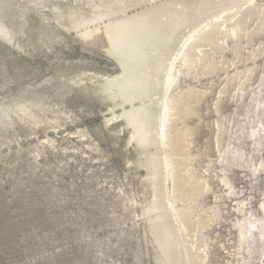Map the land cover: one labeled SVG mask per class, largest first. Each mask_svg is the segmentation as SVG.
<instances>
[{"label":"rangeland","instance_id":"obj_1","mask_svg":"<svg viewBox=\"0 0 264 264\" xmlns=\"http://www.w3.org/2000/svg\"><path fill=\"white\" fill-rule=\"evenodd\" d=\"M2 1L7 4L0 8V23L11 25L5 28L20 47L1 27L0 34L19 49L0 38V107L29 104L37 111L59 91L65 103L57 108L62 116L57 123L28 128L0 121L7 128L6 138L0 137V264H152L142 211L152 192L142 181L144 171L127 164L138 152L126 142L128 131L120 122L101 124L109 114L105 103L92 94L80 98L73 90L74 80L83 82L76 74L116 71L97 49L106 51L102 26L113 16L97 20L91 14V23L59 27L54 19L65 9L55 5L82 6L88 15L91 3L102 0ZM188 1L138 0L129 11L156 3L182 10ZM210 1L213 7L205 5L203 13L216 14L221 31L251 11L242 25L244 35L223 34L219 50L203 41L196 44V64L183 61L189 40L173 54L166 96L174 103L187 92L189 115L176 119L175 127L187 130L189 142L185 153L173 155L166 142L172 126L163 124L167 208L181 232L184 218L198 223L200 264H264V137L258 146L250 135L264 133V0ZM63 27L81 39L80 32L88 28L86 43ZM176 157L188 158L183 174L202 182L185 198L172 193L171 161Z\"/></svg>","mask_w":264,"mask_h":264},{"label":"bare ground","instance_id":"obj_2","mask_svg":"<svg viewBox=\"0 0 264 264\" xmlns=\"http://www.w3.org/2000/svg\"><path fill=\"white\" fill-rule=\"evenodd\" d=\"M137 1L102 0L95 4L91 3L90 10H87L89 11L88 15L82 13V6L79 10H74L64 3L65 6L55 5L56 10L65 9L61 10L62 14L60 17L58 16V19H60H55L62 26L65 25L64 27L69 28L86 22L91 23L94 18L101 20L113 16L111 21L108 20V23L103 24L102 29L106 40L105 53L114 59L118 69H115L116 71L111 72V74H101L96 77L87 73L76 74L75 76H78L83 82L80 84L74 80L72 82L73 90L82 95V97L79 96L80 98L85 97L87 99L89 94H92L97 100L105 103V108L109 111V114L103 118L101 124L107 126L115 121L120 122L122 127H125L128 131L126 142H132L133 148L138 152L136 159L130 160L131 158H128L127 164L131 166L130 169L142 168L144 170L142 181L145 182L147 189L151 190L150 193L152 192L148 201L142 207V211L143 214L147 215V233L145 234L148 240L150 241L151 238L153 242L155 264H200L202 253L195 234L198 223L190 222L188 218H184L186 228L181 232L175 216L167 208L169 201L164 189L166 165L164 159H162L163 145L161 141L163 143V140L160 139L162 138L161 129L163 124L167 122L172 126L166 135V142L168 150L173 155L177 156L185 153L189 142L187 130L175 127L176 119L185 120L189 115L188 94L187 92L181 94L179 100H174V103L170 100L167 101V73L172 67L176 47L185 44L186 40H189V42L185 44L183 61L187 65H194L196 64L194 57L196 44L203 41V43L219 50L221 47L220 38L223 34L229 36L244 35L242 25L251 10L247 11L245 16L238 20V25H234L226 31H221L218 21L215 20L216 14L209 15V10L203 13L207 9L205 5L209 7L213 5L211 1L208 2L209 0L199 2L189 0L186 8H181L182 10H175L172 3H156L157 5H149V7L144 8L139 4L142 9L138 8L134 12L129 11L132 6L138 4ZM28 2L37 3L43 2V0H29ZM5 4L7 2L3 3L2 1L0 8H3ZM65 7H67V10ZM128 11L131 13H128ZM5 13L7 14V12ZM91 14L95 17L91 18ZM262 17H264V9ZM202 18H207V21L201 23ZM6 23L8 22H5V26L8 27ZM193 25L196 26V30L192 34L193 30L190 33L188 29L194 27ZM5 26L2 22L0 23V29L2 27L11 35V30H8L11 25L8 29ZM89 33L88 28H84L80 32V36L86 40ZM9 37H12V41L0 34V38L6 43L15 48L20 47L17 43L18 40H15L13 35ZM9 40L11 43H15L17 47L11 44ZM253 66L255 67V65ZM249 71L252 72L251 68ZM240 85H243V81ZM59 92L60 94H53V98H50L51 100L47 105H41L44 108L38 106L37 111L32 112V109H29L32 106L30 107L29 104H15L9 109L0 107V118L2 117L0 121L9 119L11 122H18L28 128L38 122L57 123L62 118L61 115L56 113L59 110L57 108L65 103V94ZM193 94L198 95L199 93L194 92ZM115 109H118V111H114ZM29 110L30 112H28ZM9 112L12 113L8 114ZM36 112H42V114ZM47 112H50V115H47L49 118L45 116ZM14 115L16 118H12ZM261 121H264V119ZM262 125L264 126V124ZM6 129V127L0 125L1 139L6 138ZM252 133L254 134L250 133V135L254 136L252 139L254 143L258 146L261 145L264 133L260 134L257 131ZM120 152L122 151L120 150ZM35 154L38 155L39 153L36 152ZM188 162V158L178 159L177 157L171 161L173 167L172 193L174 197L185 198L202 188L200 179H190L183 174ZM174 197L172 196L173 200Z\"/></svg>","mask_w":264,"mask_h":264},{"label":"water","instance_id":"obj_3","mask_svg":"<svg viewBox=\"0 0 264 264\" xmlns=\"http://www.w3.org/2000/svg\"><path fill=\"white\" fill-rule=\"evenodd\" d=\"M55 22L58 24L59 27H62L61 23L58 22L56 19H55ZM63 28H64V27H63ZM64 30L67 31V32H71V33L74 35V37H75L77 40L81 41L82 43H84V44L86 43L83 39H81L80 37H78V35L76 34V32H74L73 30H68V29H65V28H64ZM97 49H98V51H99L102 55H104L106 58H108L109 60H111V62L114 64V68H115V69H118V65L116 64V62L114 61V59H113L111 56H109L107 53H105L104 51H102L99 47H98ZM181 74H183V75H185V76H188V75L186 74L185 70H182V71H181ZM181 74H180V77H181ZM96 101H97V100H96ZM99 105H101V103H99ZM101 106H102V105H101ZM131 151L134 152V150H131ZM139 170L144 171L142 168H139ZM150 252H151V251H150ZM150 254H151L152 264H155V256L153 255V253H150Z\"/></svg>","mask_w":264,"mask_h":264}]
</instances>
